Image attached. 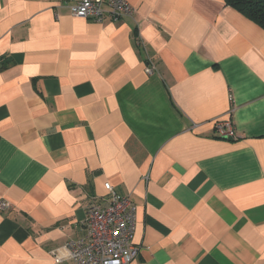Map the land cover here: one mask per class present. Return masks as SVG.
Segmentation results:
<instances>
[{
  "label": "crops",
  "instance_id": "1",
  "mask_svg": "<svg viewBox=\"0 0 264 264\" xmlns=\"http://www.w3.org/2000/svg\"><path fill=\"white\" fill-rule=\"evenodd\" d=\"M126 1L97 22L0 0V264H76L55 253L107 183L136 206L131 264H264V28L226 0Z\"/></svg>",
  "mask_w": 264,
  "mask_h": 264
},
{
  "label": "built area",
  "instance_id": "2",
  "mask_svg": "<svg viewBox=\"0 0 264 264\" xmlns=\"http://www.w3.org/2000/svg\"><path fill=\"white\" fill-rule=\"evenodd\" d=\"M74 17L97 22L117 20L132 16L135 12L126 0H74L70 7ZM150 73L151 70L147 69ZM219 137L225 140L237 139L230 120H218L214 124ZM108 199L102 203L95 197L87 206L84 220L85 235L75 241H68L55 253L59 262L71 260L76 264H131L139 255L134 245L136 206L129 196L117 193L107 183ZM10 205L1 200L0 211Z\"/></svg>",
  "mask_w": 264,
  "mask_h": 264
},
{
  "label": "trees",
  "instance_id": "3",
  "mask_svg": "<svg viewBox=\"0 0 264 264\" xmlns=\"http://www.w3.org/2000/svg\"><path fill=\"white\" fill-rule=\"evenodd\" d=\"M226 3L264 28V0H226Z\"/></svg>",
  "mask_w": 264,
  "mask_h": 264
}]
</instances>
